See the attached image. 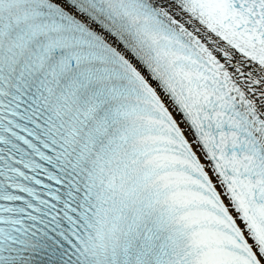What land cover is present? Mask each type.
Masks as SVG:
<instances>
[{"label": "snow or ice", "instance_id": "6c2138e0", "mask_svg": "<svg viewBox=\"0 0 264 264\" xmlns=\"http://www.w3.org/2000/svg\"><path fill=\"white\" fill-rule=\"evenodd\" d=\"M0 264H264V0H0Z\"/></svg>", "mask_w": 264, "mask_h": 264}]
</instances>
